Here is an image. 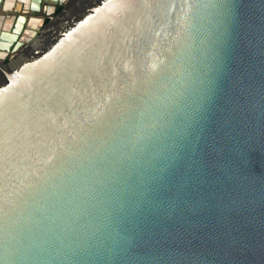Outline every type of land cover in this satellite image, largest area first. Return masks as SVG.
Returning a JSON list of instances; mask_svg holds the SVG:
<instances>
[{
	"label": "water",
	"instance_id": "obj_1",
	"mask_svg": "<svg viewBox=\"0 0 264 264\" xmlns=\"http://www.w3.org/2000/svg\"><path fill=\"white\" fill-rule=\"evenodd\" d=\"M0 264H264V0H0Z\"/></svg>",
	"mask_w": 264,
	"mask_h": 264
},
{
	"label": "flooded vegetation",
	"instance_id": "obj_2",
	"mask_svg": "<svg viewBox=\"0 0 264 264\" xmlns=\"http://www.w3.org/2000/svg\"><path fill=\"white\" fill-rule=\"evenodd\" d=\"M58 8V7H57ZM61 8V7H60ZM47 20H48V18H47ZM21 37H23V38H27L28 36H26V35H21Z\"/></svg>",
	"mask_w": 264,
	"mask_h": 264
},
{
	"label": "trees",
	"instance_id": "obj_3",
	"mask_svg": "<svg viewBox=\"0 0 264 264\" xmlns=\"http://www.w3.org/2000/svg\"><path fill=\"white\" fill-rule=\"evenodd\" d=\"M60 9H61V8H60V7H58V8H57V12H58V11H60Z\"/></svg>",
	"mask_w": 264,
	"mask_h": 264
},
{
	"label": "crops",
	"instance_id": "obj_4",
	"mask_svg": "<svg viewBox=\"0 0 264 264\" xmlns=\"http://www.w3.org/2000/svg\"><path fill=\"white\" fill-rule=\"evenodd\" d=\"M3 2H4V0H3Z\"/></svg>",
	"mask_w": 264,
	"mask_h": 264
}]
</instances>
